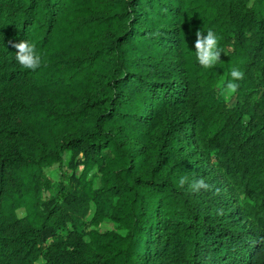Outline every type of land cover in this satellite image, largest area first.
<instances>
[{"label":"trees","instance_id":"1","mask_svg":"<svg viewBox=\"0 0 264 264\" xmlns=\"http://www.w3.org/2000/svg\"><path fill=\"white\" fill-rule=\"evenodd\" d=\"M41 258L264 264V0H0V264Z\"/></svg>","mask_w":264,"mask_h":264},{"label":"clouds","instance_id":"2","mask_svg":"<svg viewBox=\"0 0 264 264\" xmlns=\"http://www.w3.org/2000/svg\"><path fill=\"white\" fill-rule=\"evenodd\" d=\"M9 44L16 50L15 60L22 69L35 71L41 66V56L36 51L35 45L28 41L18 43L10 41ZM194 49L195 59L201 68L211 69L220 62L222 50L219 47V38L213 30L209 29L206 34L201 30L196 31ZM229 76L230 79L226 83L221 81L217 85L220 94L225 97H231L238 92L240 88L238 82L244 79L245 73L234 67ZM178 183L180 187H184L185 184H188V178L181 176ZM189 188L193 193H199L201 190H210L211 186L203 178H200L193 180L189 184ZM121 235H126V232H122ZM34 264H45V261L41 258Z\"/></svg>","mask_w":264,"mask_h":264},{"label":"rangeland","instance_id":"3","mask_svg":"<svg viewBox=\"0 0 264 264\" xmlns=\"http://www.w3.org/2000/svg\"><path fill=\"white\" fill-rule=\"evenodd\" d=\"M226 100H227V103L229 104V105H231L232 104V102L234 101V95H232L231 97H226ZM55 171H58V167L56 166L55 167ZM79 171L80 170H78V173H79ZM18 216L19 217H23L24 216V211L23 210H18ZM111 226L110 225H103V226H101V230L102 231H104V230H106V229H109Z\"/></svg>","mask_w":264,"mask_h":264}]
</instances>
